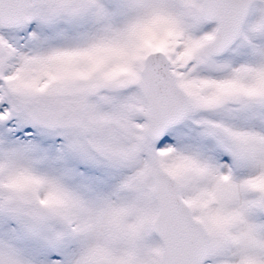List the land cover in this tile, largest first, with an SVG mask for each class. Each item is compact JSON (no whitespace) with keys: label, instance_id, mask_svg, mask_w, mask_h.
Masks as SVG:
<instances>
[{"label":"rangeland","instance_id":"374dc122","mask_svg":"<svg viewBox=\"0 0 264 264\" xmlns=\"http://www.w3.org/2000/svg\"><path fill=\"white\" fill-rule=\"evenodd\" d=\"M199 1L24 0L0 26V264H156L152 163L208 230L201 264H264V0L218 55ZM156 47L189 107L152 139L137 80Z\"/></svg>","mask_w":264,"mask_h":264},{"label":"water","instance_id":"95a60500","mask_svg":"<svg viewBox=\"0 0 264 264\" xmlns=\"http://www.w3.org/2000/svg\"><path fill=\"white\" fill-rule=\"evenodd\" d=\"M251 0H200L203 18L215 22L212 36L201 54H220L238 38ZM27 20L24 0H0V26H15ZM137 80L146 99V132L152 139L161 137L164 130L181 121L189 102L184 90L169 70L168 58L159 48L149 49L143 56ZM64 112L59 104L53 122ZM150 191L156 201L149 228L159 240L156 264H201L210 252L209 233L202 221L194 217L189 204L180 194L179 184L166 169L152 163ZM264 215V189L258 198ZM31 215L46 219L49 208L36 202Z\"/></svg>","mask_w":264,"mask_h":264},{"label":"flooded vegetation","instance_id":"af4514ba","mask_svg":"<svg viewBox=\"0 0 264 264\" xmlns=\"http://www.w3.org/2000/svg\"><path fill=\"white\" fill-rule=\"evenodd\" d=\"M49 113H52L51 111H49Z\"/></svg>","mask_w":264,"mask_h":264}]
</instances>
